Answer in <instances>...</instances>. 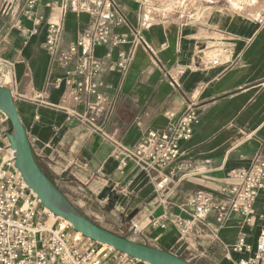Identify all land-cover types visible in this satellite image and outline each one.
<instances>
[{
  "label": "crops",
  "instance_id": "1",
  "mask_svg": "<svg viewBox=\"0 0 264 264\" xmlns=\"http://www.w3.org/2000/svg\"><path fill=\"white\" fill-rule=\"evenodd\" d=\"M112 1L126 18L116 32L128 41L95 50L108 63L101 102L95 97L74 101L68 84L73 68L52 62L42 47L48 22L63 16L67 46L89 21L88 15L74 10L62 15V0H39L36 10L45 21L31 37L15 26H33L21 11V0L6 14L0 8V85L13 91L36 159L86 216L193 264H234L244 255L227 257L224 245L234 243L241 231L255 245L264 227V189L250 223L234 214L219 226L210 215L206 227L195 222L181 239L172 217H189L180 206L197 191L215 203L226 202L227 190L240 182L231 171L249 167L264 155V0H244L237 10L228 7L227 0H202L206 4L191 5L189 12L180 10L177 16L159 12L163 0H146L150 23L144 28V0ZM139 27L147 46L132 43ZM133 48L127 69L110 65L119 51ZM188 111L197 122L192 138L182 143L180 161L190 168L165 201L145 171L132 162L119 168L112 141L133 146L144 130L164 129ZM90 115L109 139L92 131L86 122ZM107 187H115L119 195L114 208L99 199Z\"/></svg>",
  "mask_w": 264,
  "mask_h": 264
},
{
  "label": "built area",
  "instance_id": "2",
  "mask_svg": "<svg viewBox=\"0 0 264 264\" xmlns=\"http://www.w3.org/2000/svg\"><path fill=\"white\" fill-rule=\"evenodd\" d=\"M14 1L2 0V13L6 14ZM145 1L141 28L150 23ZM21 2V11L33 22V26L28 28L19 22L15 26L25 37L39 34L45 21L36 10L39 0ZM60 7L62 15L74 10L77 14L88 15L89 21L77 39L67 46L64 45L63 16L58 21L48 22L46 41L42 47L49 52L52 62L73 68L74 78L68 84L74 101L95 97L97 103L101 102L104 99L103 70L108 63L106 57L96 56L95 50L97 47L117 48L128 41L116 32L126 18L112 0H62ZM140 42L147 46L139 27L132 43L136 46ZM133 54L134 48L131 51L121 50L116 59H110V65L125 70L130 66ZM86 122L93 132L109 139V135L96 124L95 115L88 116ZM196 122L195 113L188 111L177 123L164 129L144 130L133 146L112 141L113 154L119 158V168L123 170L132 162L145 171L156 191L166 201L178 182L188 175L190 164L180 161L181 148L183 142L192 138ZM8 130L7 118L0 116V264H150L112 247H102V244L83 236L68 221L43 206L16 166L17 152L6 136ZM231 175L240 182L227 190L226 202L215 203L206 192L197 191L187 204L180 206L182 213L189 215L188 218L181 215L172 217L181 239L195 222L206 227L210 215L215 216L219 226H223L234 214L243 216L246 223L252 221L259 192L264 189V155L257 157L249 167L232 170ZM102 201L107 202L106 199ZM132 226L138 229V224ZM224 251L227 257L235 253L244 255L234 264H264V227L255 245L241 231L234 243L224 245Z\"/></svg>",
  "mask_w": 264,
  "mask_h": 264
},
{
  "label": "water",
  "instance_id": "3",
  "mask_svg": "<svg viewBox=\"0 0 264 264\" xmlns=\"http://www.w3.org/2000/svg\"><path fill=\"white\" fill-rule=\"evenodd\" d=\"M0 112L5 115L9 123L6 136L17 152L16 166L25 182L37 194L43 206L56 216L66 219L83 236L100 244H107L143 262L150 264H193L170 251L134 241L127 236L108 230L86 216L66 197L57 182L46 173L36 159L26 127L19 114L15 96L12 89L7 85H0ZM68 171L69 168L62 177H65ZM99 199L101 201L106 199L109 206L114 208L119 200V195L115 188L107 187L99 195ZM137 212L135 210L130 215V219Z\"/></svg>",
  "mask_w": 264,
  "mask_h": 264
},
{
  "label": "rangeland",
  "instance_id": "4",
  "mask_svg": "<svg viewBox=\"0 0 264 264\" xmlns=\"http://www.w3.org/2000/svg\"><path fill=\"white\" fill-rule=\"evenodd\" d=\"M220 4H222V2H224L223 0H219ZM228 1V4L227 6L232 8V9H239V8H243L244 5L246 4V2H244V0H231L232 2V6ZM238 1H242V2H238ZM205 2V1H204ZM202 4H206V3H203L202 0H199V1H192L190 3V1H187V0H163L162 2V6H159L158 9H160L159 12H163L165 15H170V14H175L176 16L178 15V11L182 10L183 13H185L186 9H188V12L192 9L191 5H194L195 6H198V5H202ZM234 7V8H233ZM156 8V7H155ZM156 8V10H158ZM175 12V13H174ZM0 116L2 118L5 117V115H3L1 112H0ZM103 247V245H102Z\"/></svg>",
  "mask_w": 264,
  "mask_h": 264
},
{
  "label": "bare ground",
  "instance_id": "5",
  "mask_svg": "<svg viewBox=\"0 0 264 264\" xmlns=\"http://www.w3.org/2000/svg\"><path fill=\"white\" fill-rule=\"evenodd\" d=\"M258 3V2H257ZM259 4V3H258ZM256 7V6H255ZM203 10V9H202ZM253 10V9H252ZM255 10V9H254ZM203 13V12H202ZM201 14V13H200ZM202 15V14H201ZM207 18V17H206ZM214 54L213 52L211 53V55ZM217 55V54H216ZM66 220V219H64ZM67 221V220H66ZM104 248H108L110 246H108L107 244H102Z\"/></svg>",
  "mask_w": 264,
  "mask_h": 264
},
{
  "label": "trees",
  "instance_id": "6",
  "mask_svg": "<svg viewBox=\"0 0 264 264\" xmlns=\"http://www.w3.org/2000/svg\"><path fill=\"white\" fill-rule=\"evenodd\" d=\"M45 170V169H44ZM46 171V170H45ZM46 173H47V171H46ZM48 174V173H47ZM49 175V174H48ZM50 176V175H49ZM51 177V176H50ZM52 178V177H51ZM53 179V178H52Z\"/></svg>",
  "mask_w": 264,
  "mask_h": 264
}]
</instances>
